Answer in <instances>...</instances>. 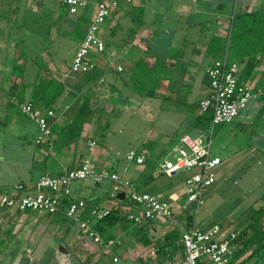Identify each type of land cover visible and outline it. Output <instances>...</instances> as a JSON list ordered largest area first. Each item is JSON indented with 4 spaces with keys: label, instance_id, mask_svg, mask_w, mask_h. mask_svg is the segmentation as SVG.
<instances>
[{
    "label": "crops",
    "instance_id": "1",
    "mask_svg": "<svg viewBox=\"0 0 264 264\" xmlns=\"http://www.w3.org/2000/svg\"><path fill=\"white\" fill-rule=\"evenodd\" d=\"M97 1L99 0H90L87 7L78 13H71L60 0H0V193L17 192L24 195L33 190L40 176L58 175L65 170L75 169L84 159L90 158L98 168L116 172L123 181H130L138 188L141 184L145 185L142 191L166 199L171 203L174 213L172 220L151 219L142 228L137 223L130 224L128 228H123L117 222L105 226L104 234L115 240L114 246L109 251L89 237L91 244L86 250L87 258L80 261L83 264H101L107 256L114 263L123 264H183L184 250L180 243L183 231L190 226L208 229L217 222L224 223L228 229L237 226L240 218L251 207L264 205V174L255 178L253 186L246 189L243 199L224 219L212 222L206 220L205 224L200 225L197 211L201 206L197 207L189 202L186 195L185 179L189 172L182 171L167 176L160 171V162L157 169L168 180L156 178L150 168L139 167L147 165L151 157L148 143L138 141L140 151L131 149L128 154L134 152L136 155H144L145 162L137 164L127 159L129 163L122 166L123 171L119 173L114 169L117 162L113 161L109 151L104 148L105 145L100 146L99 141L107 129L103 130L100 124L103 117L104 122L107 121L106 106L98 108L102 110L99 113L94 109L96 106L101 107L100 101L103 98L114 102V112L119 107L134 110L141 106L140 98L146 96L171 98L185 105V115L188 118L185 122L196 132L195 137L207 139L209 135L206 136L205 130L197 127L196 123L201 113L199 101L211 94L206 69L214 60L210 57L211 53L219 47L217 44L218 47L214 48L212 44L219 38L221 43L228 40L230 24L236 11H264V0H112L116 4L112 6L111 14L101 28L106 43L105 52L94 54L96 65L92 70L67 74L71 63L64 64L45 49L42 40L67 39L75 34L76 29L81 30L74 58L95 14ZM44 14L49 16L51 23L40 25ZM31 40L33 41L30 42ZM32 44L40 45V49L35 52L28 49ZM195 46L197 49H194ZM7 47H11V50ZM141 58L149 62L151 67L156 63L158 66L155 69L161 66L173 71L180 62L183 65L181 81L169 80L166 77L169 73L157 74L161 79L154 90L148 91V87L138 88L131 78ZM187 58L190 61L185 65ZM257 58L258 67L249 79L254 96L237 116L240 119L235 122L236 129L243 134L247 135L251 127L254 131L246 137L248 146L236 151L237 164L239 161L247 164L250 162L248 159L253 158L256 153L264 155V114L258 115L264 107V51L257 54ZM204 62L207 63L202 68ZM239 65L242 68V64ZM52 80L60 84L59 93L55 84L50 85ZM13 96L33 101L43 111H54L48 139L39 144L36 142L38 126L35 121L28 117H18L11 110V106H17L11 101ZM85 98H89V105L94 111L91 122L85 124L80 138L68 142L67 129ZM255 117L257 121H252ZM214 128L215 126L212 128L211 143ZM91 142L94 144L91 145ZM212 154L219 156L213 151ZM221 159V164L216 168V181L205 190V199L230 175L245 167L242 163L232 165L228 158ZM175 177L177 179L174 182L172 179ZM245 187L241 185L242 189ZM66 199H62L61 209L54 219L69 228L71 220L66 215L69 198L65 201ZM70 199L86 201L87 209L83 217L90 221L93 229L101 236L100 222L93 219L89 210L95 206L109 210L122 204L124 199L131 204L125 190L115 196L112 194L110 180L74 181ZM194 206L196 210L192 213ZM132 207L130 212L140 209ZM0 210L13 212L12 209ZM18 213L27 216V212ZM46 221L49 225L53 223L51 220ZM56 245L53 252L61 264H74L68 247L61 244L66 251H59ZM246 256L247 254L229 264H238ZM254 260L264 264L262 257L251 258L242 264Z\"/></svg>",
    "mask_w": 264,
    "mask_h": 264
},
{
    "label": "built area",
    "instance_id": "2",
    "mask_svg": "<svg viewBox=\"0 0 264 264\" xmlns=\"http://www.w3.org/2000/svg\"><path fill=\"white\" fill-rule=\"evenodd\" d=\"M71 13H78L87 7L90 0H60ZM134 2L135 0H127ZM116 2L112 0H99L96 3L95 14L74 55L72 64L67 72H87L95 68L96 62L93 54L103 53L106 43L101 34L102 25L110 16L112 6ZM119 69H121L119 67ZM207 75L210 79L211 94L201 100L203 110L208 107L213 109L212 128L217 124L232 122L248 105L254 96L253 85L248 80L239 77L240 65L237 62L228 63L226 56L215 60L207 67ZM19 110L31 120L35 121L39 133L36 142L39 144L51 135L50 119L54 117V111L47 109L41 111L35 108L30 101H21L16 96L11 99ZM210 131L207 139L193 137L184 134L180 138V145L175 147V159H166L160 164V171L167 176H173L186 171L189 175L185 179L186 195L189 202L200 207L205 202L204 192L216 181V168L222 159L212 154ZM94 142H91L93 145ZM129 161L137 164L145 162L144 155H136L130 152L127 155ZM93 179L96 182L110 180L112 182V194L115 196L125 190L130 202L139 210H133L128 217L136 223L143 219H173V208L170 202L157 194L140 190L134 183L123 181L121 177L106 168H98L90 158L82 161L79 167L65 170L58 175H42L34 184L31 192L24 195L16 193H0V209L26 211H43L57 213L61 209L62 199L71 197V186L74 181ZM21 187V186H20ZM87 209L83 199H71L66 210L67 217L87 231V236L96 243L101 244L107 250H111L115 240L105 241L92 227L90 221L83 215ZM94 220H101L109 213L108 209L95 206L89 210ZM236 237L235 233L224 235L219 223L213 224L208 229L191 226L182 233L180 243L184 250L183 264H229ZM117 260V259H115ZM136 264V263H131Z\"/></svg>",
    "mask_w": 264,
    "mask_h": 264
},
{
    "label": "rangeland",
    "instance_id": "3",
    "mask_svg": "<svg viewBox=\"0 0 264 264\" xmlns=\"http://www.w3.org/2000/svg\"><path fill=\"white\" fill-rule=\"evenodd\" d=\"M41 20L39 22L40 25H46L48 22L51 23L49 16L45 14L42 15ZM196 34L198 35V33ZM79 37L78 30L76 29L75 34L67 39L44 38L42 40L44 43L43 47L49 50L59 60H62L64 64H72L73 53ZM39 47L40 45L32 44L28 46V49L35 52L40 49ZM7 48L10 49L11 47ZM19 49L21 50L22 47H19ZM211 54V59L220 57L217 51ZM189 61L187 58L184 61L185 65ZM205 63L207 62H204L202 68H204ZM182 66L179 62L178 68L175 71L173 69L165 70L161 66L154 69L152 72L153 76L150 77L146 85L155 88L157 81H154L153 78L157 74L169 73L166 76L169 77V80H173L174 82L175 80L181 81L183 73ZM133 82L138 88L142 89L141 85L144 82L142 77ZM184 94H187V92ZM135 96L137 95L135 94ZM140 101L142 102L141 106H138L134 110L121 109L119 107L115 112L114 108H112L113 101L111 103L109 100H104V98L100 101L101 107L96 106L94 109L95 112L102 111L100 110L102 106H106L107 109V115H105V121H107L104 122L103 117L100 122L103 130L107 128L99 140L100 146L103 147L105 145L104 148L109 151V155L113 161L117 162L114 169L120 173V171H123L121 167L129 163L127 160L128 152L131 149L139 152L138 141H146L150 148V162L147 165H141L139 167L150 168L149 170H153L156 178L168 180L165 175L159 173L157 169L158 164L166 158L175 159L174 153L176 152L174 148L180 145V138L184 133H190L193 137L197 134L186 125L188 123L185 121L188 118L185 115L186 108L183 103H178L171 98H160L156 95L140 98ZM11 110L18 117L27 119L17 106H11ZM262 114L264 112H258V115ZM239 119L240 117H236L230 123H222L215 126L212 137V151L222 158H228L230 160L229 162L234 166L242 163L245 167L243 170L234 173V175H230L223 181L222 185L217 187V190L211 196L205 199L204 204L197 211V219L200 225L205 224L206 220L212 222L224 219L238 205L237 203L243 199L242 197H244L246 189L253 186L255 178L262 177L264 174V155H260L259 153H256L253 158L248 159L250 162L247 164L242 161H239L237 164L238 158L235 153L248 146L249 142L246 137L253 130L251 127L247 135L239 132L235 127V122ZM252 121H257V117L255 119L253 118ZM211 129L205 130L206 136L209 135ZM131 164L132 166H136L135 163ZM176 179L177 177L172 179V181L175 182ZM241 185L246 187L242 189ZM139 187V189L144 190L145 185L143 186L141 184ZM195 210L194 206L191 212L193 213ZM26 214L27 216H22L15 210L9 213L0 210V264H61L62 262H60L59 258H57L58 256L53 252L54 245L56 244L59 251H62L60 248L62 246L61 244H65L64 246L68 247L74 264H83L81 261L87 258L86 250H88L89 244H91V239L85 233L81 232L78 223L69 221L71 225L69 228H66L62 225L63 222H55L54 218L43 211ZM45 220H51L53 223L49 225ZM54 224H58L56 225L57 227ZM18 246L22 247L20 248ZM23 246L30 252L28 253L27 250L23 252ZM107 258L105 256L101 264H123L122 262L114 263L111 257L109 259ZM247 264L260 263L254 260Z\"/></svg>",
    "mask_w": 264,
    "mask_h": 264
},
{
    "label": "trees",
    "instance_id": "4",
    "mask_svg": "<svg viewBox=\"0 0 264 264\" xmlns=\"http://www.w3.org/2000/svg\"><path fill=\"white\" fill-rule=\"evenodd\" d=\"M81 32L82 31L78 29L79 36H81L82 34ZM228 37H229L228 40L225 39L222 41V43L220 42L221 38H219L212 44V47L214 48H216L217 44H219V47L217 46L218 48H216V51L219 53L220 57L212 60L209 65H212L215 60L222 59L226 56L227 62L229 64L232 62H237L238 64L239 63L242 64V68H240V72H239V77L243 80L249 81V79L252 78V73L258 67L259 64V59L257 58V54L262 53V51H264V11H259V10L251 11V12L242 11V10L236 11L234 13V16L230 24ZM194 49H197V47L195 46ZM155 66L158 65L155 63L154 66L151 67L149 62L141 58L137 62L136 68L134 69L133 76L131 79L133 81H136V79L142 77L144 82L143 85H141V87L142 88L148 87V85L146 84L148 83L147 81L150 79V77L153 76L152 72L155 69L154 68ZM206 76L210 86V79L207 75V72H206ZM160 79L161 77H157V75L156 77L153 78L154 81H157V84L160 81ZM50 83H51L50 85L55 84L56 86L55 88L57 90L59 89L58 93L61 91L60 84H56L53 80ZM45 87L46 85L43 87V89H45ZM150 89L154 90L155 88H151V87L147 88L148 91ZM30 102L34 104L35 108H38L41 111H43L39 107V104L33 101ZM200 102L201 101H199V109L201 113L196 125L197 127L203 130H208V129L210 130L213 119V109L212 107H208L207 109L203 110L200 105ZM89 104H90L89 98L83 99V102L81 103L80 107L75 112L71 120V123L69 124V127L67 129L68 142H72L80 138L82 132L84 131L85 124L91 122L94 111L91 109ZM263 109L264 107L260 111L264 112ZM67 199L65 201H67ZM68 200L70 203L71 199L69 198ZM121 202L122 204H120L119 206L109 209V213L105 218L99 220L100 222L99 230L100 232H102V238L105 241L110 239L109 235L104 234L106 228L105 226L112 225L117 222V223H121V226L123 228H128L130 224L136 223L134 222V220H131L128 217L130 213V209L133 208L132 205L135 206V204L132 202L131 204L128 203L126 199H124ZM127 206L129 207L127 208ZM5 209L6 208H2V210ZM17 212H21V211L17 210ZM26 212L34 213L36 211H26ZM45 213L49 214L52 218H55L57 214V213H49V212H45ZM244 214L245 215L240 218L238 225L233 227L232 229H228L226 227L227 225H225L222 222H217L221 225L222 232L224 235L228 236L231 233L236 234V237L233 239L235 245L231 255L230 263L233 261H237L246 254L247 256L245 257V259L241 260L238 264H242L243 262L251 258L257 259L258 257H262L264 260V221H263L264 205L253 206ZM147 221L148 219H143L142 222L137 224H140L142 228L145 222ZM81 232L87 234V231L82 228H81ZM178 238L179 237H177V239ZM202 264H210V263L204 262Z\"/></svg>",
    "mask_w": 264,
    "mask_h": 264
},
{
    "label": "flooded vegetation",
    "instance_id": "5",
    "mask_svg": "<svg viewBox=\"0 0 264 264\" xmlns=\"http://www.w3.org/2000/svg\"><path fill=\"white\" fill-rule=\"evenodd\" d=\"M18 247H22V246H18ZM18 247H17V249H18ZM22 250H23V252H26L25 250H27L28 251V249H26V247L25 246H23V248H22ZM30 251H28V253H29Z\"/></svg>",
    "mask_w": 264,
    "mask_h": 264
},
{
    "label": "water",
    "instance_id": "6",
    "mask_svg": "<svg viewBox=\"0 0 264 264\" xmlns=\"http://www.w3.org/2000/svg\"><path fill=\"white\" fill-rule=\"evenodd\" d=\"M60 248L63 249V251H66V250L63 248V246H61Z\"/></svg>",
    "mask_w": 264,
    "mask_h": 264
}]
</instances>
